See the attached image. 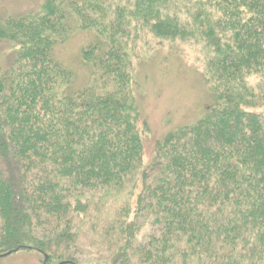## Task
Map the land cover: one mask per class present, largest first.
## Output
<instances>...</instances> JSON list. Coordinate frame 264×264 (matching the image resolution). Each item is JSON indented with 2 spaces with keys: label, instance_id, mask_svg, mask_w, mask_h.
<instances>
[{
  "label": "trees",
  "instance_id": "obj_1",
  "mask_svg": "<svg viewBox=\"0 0 264 264\" xmlns=\"http://www.w3.org/2000/svg\"><path fill=\"white\" fill-rule=\"evenodd\" d=\"M5 1L0 255L73 264L76 218L124 193L105 264H264V0H36L17 14ZM74 35L83 86L62 54ZM144 39L204 48L208 88L201 116L163 134L147 164Z\"/></svg>",
  "mask_w": 264,
  "mask_h": 264
},
{
  "label": "rangeland",
  "instance_id": "obj_2",
  "mask_svg": "<svg viewBox=\"0 0 264 264\" xmlns=\"http://www.w3.org/2000/svg\"><path fill=\"white\" fill-rule=\"evenodd\" d=\"M35 1L6 0L4 5L12 14H17L34 8L37 4L32 3ZM144 40H138L136 50L139 53L134 74L139 85L135 98L146 123V130L141 137L143 160L147 164L152 157L155 142L163 134L174 127L190 124L201 116L207 103L208 88L201 73L204 66V48L193 43L172 49L147 48L144 45L146 39ZM82 44L83 38L74 35L68 46L62 50L65 66L77 74L81 86L87 81V71L78 61ZM92 197L96 201L99 194ZM127 198L124 193L106 198L105 207L94 202L85 215L76 218L74 232L77 236L70 247L73 264H105L109 260L114 248L113 234H104V229L110 222H115L116 212L127 202ZM138 220L139 223L143 222L141 217ZM152 231L148 226L142 228L135 244H143ZM0 264L45 263L42 255L23 250L0 258ZM48 264L58 263L52 261Z\"/></svg>",
  "mask_w": 264,
  "mask_h": 264
},
{
  "label": "water",
  "instance_id": "obj_3",
  "mask_svg": "<svg viewBox=\"0 0 264 264\" xmlns=\"http://www.w3.org/2000/svg\"><path fill=\"white\" fill-rule=\"evenodd\" d=\"M10 254L7 253V254H4V255H0V258H3V257H6V256H9Z\"/></svg>",
  "mask_w": 264,
  "mask_h": 264
}]
</instances>
